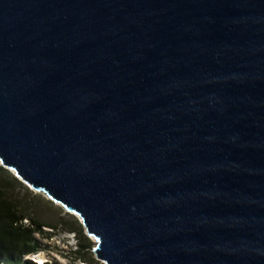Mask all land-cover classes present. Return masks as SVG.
I'll list each match as a JSON object with an SVG mask.
<instances>
[{
	"label": "water",
	"instance_id": "95a60500",
	"mask_svg": "<svg viewBox=\"0 0 264 264\" xmlns=\"http://www.w3.org/2000/svg\"><path fill=\"white\" fill-rule=\"evenodd\" d=\"M0 166L102 264H264V0H0Z\"/></svg>",
	"mask_w": 264,
	"mask_h": 264
},
{
	"label": "trees",
	"instance_id": "16d2710c",
	"mask_svg": "<svg viewBox=\"0 0 264 264\" xmlns=\"http://www.w3.org/2000/svg\"><path fill=\"white\" fill-rule=\"evenodd\" d=\"M19 192L23 195L20 196ZM26 196L46 204L52 203L41 194H33L27 186L0 166V264H29V260L24 258L39 251V242L34 234L43 233L42 227L51 230L56 228L53 224L38 220L34 205L31 203L34 200H27ZM65 215L72 218L76 225V228H68L67 231L77 236L80 241L78 243L80 250L74 252L80 254L81 250L88 249L90 244L75 217L68 213ZM81 259L87 262L85 258ZM41 264L50 263L46 261Z\"/></svg>",
	"mask_w": 264,
	"mask_h": 264
},
{
	"label": "rangeland",
	"instance_id": "374dc122",
	"mask_svg": "<svg viewBox=\"0 0 264 264\" xmlns=\"http://www.w3.org/2000/svg\"><path fill=\"white\" fill-rule=\"evenodd\" d=\"M32 193L35 194L34 191ZM19 194L20 196L23 195L22 192H19ZM26 199L34 200L29 196H26ZM34 201H31V203L34 205L33 208L37 213L36 217L38 220L53 224L56 228L51 230L42 227L43 233H35L34 236L39 242V251L25 257L24 260H29V264H41L46 261L50 264H102L92 252L95 243L94 239L86 236L84 230L83 234L88 239L89 248L81 250L80 254L74 253L76 250H80L78 247L80 241L77 236L67 231L68 228H76V225L72 218L65 215L67 212L64 209L54 203L46 204L45 202ZM81 258H85L87 262H83Z\"/></svg>",
	"mask_w": 264,
	"mask_h": 264
}]
</instances>
